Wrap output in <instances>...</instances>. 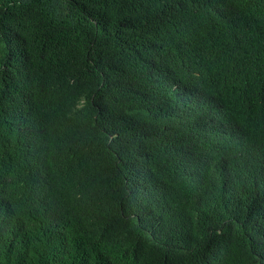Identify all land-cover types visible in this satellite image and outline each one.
Masks as SVG:
<instances>
[{"label": "trees", "instance_id": "obj_1", "mask_svg": "<svg viewBox=\"0 0 264 264\" xmlns=\"http://www.w3.org/2000/svg\"><path fill=\"white\" fill-rule=\"evenodd\" d=\"M0 264H264V0H0Z\"/></svg>", "mask_w": 264, "mask_h": 264}]
</instances>
